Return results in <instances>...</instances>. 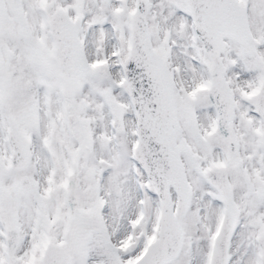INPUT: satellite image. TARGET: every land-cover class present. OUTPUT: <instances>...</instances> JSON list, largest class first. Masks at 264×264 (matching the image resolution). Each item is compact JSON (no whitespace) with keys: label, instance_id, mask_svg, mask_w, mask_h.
<instances>
[{"label":"snow or ice","instance_id":"1","mask_svg":"<svg viewBox=\"0 0 264 264\" xmlns=\"http://www.w3.org/2000/svg\"><path fill=\"white\" fill-rule=\"evenodd\" d=\"M0 264H264V0H0Z\"/></svg>","mask_w":264,"mask_h":264}]
</instances>
